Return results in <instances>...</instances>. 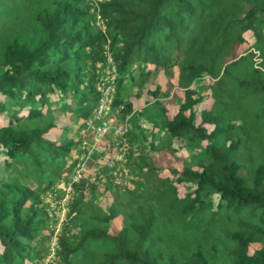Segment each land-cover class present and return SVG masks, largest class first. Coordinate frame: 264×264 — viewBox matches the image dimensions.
<instances>
[{"label": "trees", "instance_id": "1", "mask_svg": "<svg viewBox=\"0 0 264 264\" xmlns=\"http://www.w3.org/2000/svg\"><path fill=\"white\" fill-rule=\"evenodd\" d=\"M92 1L0 0V159L15 171L0 177V264H40L48 253L38 197L68 169L75 144L71 137L52 138L57 125L49 107L87 116L98 96L95 64L106 53L114 66L112 103H121L125 116L130 103L121 101L120 84L174 67L183 96L170 117L159 106L161 126L166 136L182 135L198 145L170 175L159 176L142 162L138 173L149 181L148 192L91 216L76 231H60L48 264H260L264 154L250 182L243 181L232 148L217 142L218 118L203 110L194 122L198 97L188 85L203 73H225L224 56L246 40L247 30L264 49V0ZM239 85L263 94L264 111L259 69L251 66ZM156 91L148 90L151 96ZM131 134L124 137L130 141ZM155 147L172 150L167 141ZM25 175L34 177V187L21 182ZM83 181L75 185L69 213L80 211ZM118 211L120 226L110 231Z\"/></svg>", "mask_w": 264, "mask_h": 264}, {"label": "rangeland", "instance_id": "2", "mask_svg": "<svg viewBox=\"0 0 264 264\" xmlns=\"http://www.w3.org/2000/svg\"><path fill=\"white\" fill-rule=\"evenodd\" d=\"M261 34L264 35V28ZM243 35L246 40L237 47L231 48L224 56L225 73L222 74V68L216 75L203 73L188 86L193 90V96L198 97L197 102L192 105L194 122L196 124L200 122V114L203 110H208L211 115L218 118V126L221 130L217 135V142L220 145L229 144L233 150L232 157L238 164L239 176L243 181L250 182L253 168L264 154V111L261 110L263 94L244 89L239 85V81L246 77L251 66L257 67L260 76L264 78V49L255 46L250 31H245ZM106 55V60L102 64L96 63L94 68L96 77L104 81L110 75L114 77V66L108 53ZM239 55L243 56L234 62ZM176 76L174 67H165L136 74L120 84L118 95L121 101L130 103V108L127 110L126 131L132 133L128 137L131 142L124 137V133L120 136L114 133L107 135L108 154L115 162V166L112 169L105 167L104 154L97 164L92 162L89 164L88 173L82 178L84 179L83 197L79 203L78 213L74 211L69 213V203L66 210L60 204L62 190L57 186L58 178L67 169L55 177L40 193L38 201L45 217V224L41 230L49 235L45 241L48 253L40 264H48L52 259L54 261V254L58 248L56 238L60 231L66 230L69 233L76 231L81 223L91 222L93 220L91 216L99 212L102 214L117 210L127 198L135 199L140 194L148 192L149 181H143L138 173V166L142 162L148 164L147 166L156 167L159 176L170 175L171 169L180 168L183 160L188 159L189 154L196 149L198 145L196 142L188 144L182 135L168 137L161 126L159 106L162 107L163 114L170 117L183 96V88L177 84ZM154 88L157 89L156 96H151L148 90ZM49 114L57 125L50 131L52 138L56 141L68 137L75 140L67 160L75 159L73 155L78 154L79 148H76V145L81 119L67 112H61L53 106L49 107ZM124 117L121 111L120 114L113 115V120H121ZM138 126L144 130L141 135ZM204 126L210 130L213 123H205ZM162 141H167L172 150L155 147L161 145ZM8 167L6 168L0 159V177L7 173L15 174L12 167ZM20 180L29 187H34L36 184V180L30 175L20 177ZM177 188L179 192L184 191L182 184H177ZM76 192L74 188L72 198L76 196ZM121 217L122 214L118 211V214L108 222L110 231H115L120 226ZM253 247H258V243H253Z\"/></svg>", "mask_w": 264, "mask_h": 264}, {"label": "built area", "instance_id": "3", "mask_svg": "<svg viewBox=\"0 0 264 264\" xmlns=\"http://www.w3.org/2000/svg\"><path fill=\"white\" fill-rule=\"evenodd\" d=\"M113 75L108 78L99 80L97 84L98 96L90 113L81 118L79 123L78 139L76 148L78 154H74L75 159H69L66 162L68 169L65 170L58 178V185L61 188L60 204L66 210V206L72 199L75 185L88 173L89 164H97L102 157L106 155L104 160L105 167L112 169L115 165L112 157L109 156V147L106 140L110 133L119 136L127 130L125 116L121 120H113V115L121 112L122 105L120 103L113 104ZM112 113V114H110Z\"/></svg>", "mask_w": 264, "mask_h": 264}, {"label": "water", "instance_id": "4", "mask_svg": "<svg viewBox=\"0 0 264 264\" xmlns=\"http://www.w3.org/2000/svg\"><path fill=\"white\" fill-rule=\"evenodd\" d=\"M260 264H264V259L261 261V263Z\"/></svg>", "mask_w": 264, "mask_h": 264}]
</instances>
